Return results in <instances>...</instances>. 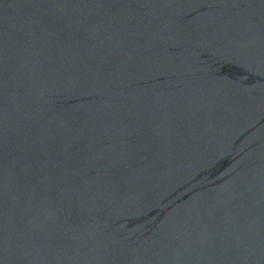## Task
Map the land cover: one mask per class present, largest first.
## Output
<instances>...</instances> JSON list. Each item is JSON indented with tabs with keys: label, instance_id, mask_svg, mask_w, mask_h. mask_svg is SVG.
I'll list each match as a JSON object with an SVG mask.
<instances>
[{
	"label": "water",
	"instance_id": "95a60500",
	"mask_svg": "<svg viewBox=\"0 0 264 264\" xmlns=\"http://www.w3.org/2000/svg\"><path fill=\"white\" fill-rule=\"evenodd\" d=\"M0 264H264V0H0Z\"/></svg>",
	"mask_w": 264,
	"mask_h": 264
}]
</instances>
